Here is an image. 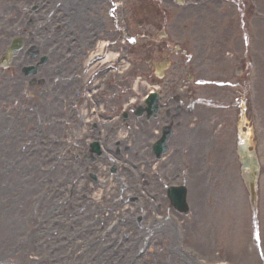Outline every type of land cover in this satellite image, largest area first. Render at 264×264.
Here are the masks:
<instances>
[{
  "label": "rangeland",
  "instance_id": "obj_1",
  "mask_svg": "<svg viewBox=\"0 0 264 264\" xmlns=\"http://www.w3.org/2000/svg\"><path fill=\"white\" fill-rule=\"evenodd\" d=\"M30 3L31 0H0V17H4L2 11L7 9V5L13 14H6V18L0 19V40L3 41L0 44V56L11 39L18 35L15 34L17 31L14 33V24H17L19 18L24 22L28 20L27 9ZM16 6L19 9L17 19L14 16L17 12L12 10ZM170 6L176 10L175 6ZM204 10L199 9L200 12ZM60 16L62 9H52L43 25L48 35L60 42L53 52L60 54L57 59L62 60V30H58L62 22L59 21ZM22 20H19V28ZM57 26L58 31L52 33ZM57 61L48 67L54 78V71L59 67ZM14 63L8 71L0 70V264H216L218 261L229 264H264V81L260 82L259 88V114L262 120L258 125L259 140L255 135L252 138V142L259 141L254 149L261 164L258 234L252 226L238 161L233 154L227 161H224L225 156L223 158L219 154L210 156L211 188L205 189L210 195V201H202L204 194H195L197 188L191 193L189 188L190 215L178 218L182 222L174 227L172 239L155 240L145 245L139 240L127 242L102 237L100 224L115 218L113 215L106 216L109 210L99 207L110 205L107 204L109 196L105 199L101 195L97 201L94 196L88 195L82 201L77 200V204H72V201L67 206L66 200L62 198V171L65 165L62 160V129H58V124L53 126L55 130L39 129L42 126L27 117L30 113L28 108L20 111L23 105L18 103V97H14V94L19 95L13 82V78L19 75ZM49 76L43 78L44 81H29L27 89L39 88L42 84L47 87L51 78ZM27 98L31 100L34 97ZM16 109L22 118L16 117L19 115ZM51 109L45 106L43 112L50 115ZM39 130L43 131V138L38 136ZM223 149L229 153V147ZM197 155L198 158L195 157L187 165L192 164L188 169H193L194 179L202 182L199 175L203 177L206 168L203 167V161H200V154ZM176 163L178 168H184L180 161ZM223 165L226 169L224 177L227 176L225 190L223 178L221 180L219 177ZM87 183V191H81L93 194L89 180ZM22 193L24 208L20 210L19 216L27 220L30 207L36 210L40 207L38 213L45 223V228L34 242L22 240L21 236L25 229L33 226L30 221L22 225L20 218L14 219L13 207L21 199ZM81 205L80 210L71 208H79ZM9 222L19 225V229L13 230ZM104 248L109 249L107 255L103 252Z\"/></svg>",
  "mask_w": 264,
  "mask_h": 264
},
{
  "label": "flooded vegetation",
  "instance_id": "obj_2",
  "mask_svg": "<svg viewBox=\"0 0 264 264\" xmlns=\"http://www.w3.org/2000/svg\"><path fill=\"white\" fill-rule=\"evenodd\" d=\"M219 2L216 5L219 6ZM242 5V4H241ZM250 23L248 16L245 17ZM235 22V21H234ZM244 23V16L240 15V20L238 21V27L242 31ZM210 30H206L202 35L203 45H204V54L205 59L202 71L203 73H198L197 78L202 79L204 83L201 89H193L190 95H188V106L187 109L179 106V86H180V75L177 68L171 72L164 74L161 78L158 77L152 70L149 68V71H146L148 74H145L143 77L146 79L144 83L140 84V94L146 97L147 94V85L153 83V89L159 94L161 101H163L162 108L164 112L160 111L157 117L154 120L147 122L144 118L141 119V127L143 131V142L142 145H145L144 142L147 138L150 140L155 139V134H160V131L163 126H170L174 128L175 122L180 117H187V122L189 125L199 126L204 125H217V120L221 119L214 112V109L221 108L222 105L226 104L227 99L231 97H251L253 92L256 95V78H257V65L254 69V60L252 56H249V51L242 50V45L235 36L231 42L233 47L230 49V52H222L219 50L223 46H226L228 40L226 38V32L221 33L217 26L213 25V20L210 19ZM161 29L160 23L158 21H153L149 19L147 21V26L143 29L142 33L144 34L147 41L143 44V54L148 57L150 61H160L162 58L174 60L176 64L178 63L179 49H176V46H179L180 43L174 41V37H178V34H172L170 36H163L165 40L162 39L161 34L158 35ZM93 31L89 30L87 32L85 48L87 51L92 52L95 48V43L93 42ZM113 36V35H112ZM95 37V36H94ZM97 37V35H96ZM186 48L185 44L183 45ZM222 46V47H220ZM115 51V47L112 49ZM185 52L188 61L183 60V66L185 71L187 70L190 74H194L196 71L200 72L199 66L200 62L197 64L191 63V55L188 50H183ZM245 54V55H244ZM87 56V53H81L80 61H78V68H82V59L84 60ZM188 62L192 65L188 70ZM98 82V77L93 78L87 84V89L93 90L96 89V83ZM254 82V83H253ZM83 83L82 80L79 81L81 86ZM114 83L118 87L124 86L126 90L122 94L127 95L130 87V80H119L114 79ZM195 87H199L200 84L196 82L191 83ZM202 96L203 103L205 105L206 118L203 121L194 122V105L195 97ZM81 98V95H79ZM143 98V99H144ZM120 101V100H119ZM90 107V104H88ZM213 120V121H212ZM179 125H177L178 127Z\"/></svg>",
  "mask_w": 264,
  "mask_h": 264
},
{
  "label": "bare ground",
  "instance_id": "obj_3",
  "mask_svg": "<svg viewBox=\"0 0 264 264\" xmlns=\"http://www.w3.org/2000/svg\"><path fill=\"white\" fill-rule=\"evenodd\" d=\"M139 132L141 133V129L136 128V133H135L134 138H133V139H137L136 143H139V142L141 141L140 139H138ZM113 134L116 135L117 132H116V131H113ZM118 139L121 140L122 138L119 137ZM122 146H126V145H122ZM195 184H197V180L195 181ZM199 192H202V190H201L200 188H198L197 190L194 191L195 194H197V193H199ZM208 200H209V198L206 197L205 202H207ZM8 224H9V226H11V228H13V230H16V229L19 228V225L15 224V223H13V222H9ZM167 231H169V229L164 228V229H162V230L159 232V234H163V233H165V232H167Z\"/></svg>",
  "mask_w": 264,
  "mask_h": 264
},
{
  "label": "water",
  "instance_id": "obj_4",
  "mask_svg": "<svg viewBox=\"0 0 264 264\" xmlns=\"http://www.w3.org/2000/svg\"><path fill=\"white\" fill-rule=\"evenodd\" d=\"M253 177L255 178V173L253 174ZM253 177H252V178H253ZM249 186H250L251 188H254V182L250 180ZM251 202L253 203L252 200H251Z\"/></svg>",
  "mask_w": 264,
  "mask_h": 264
}]
</instances>
